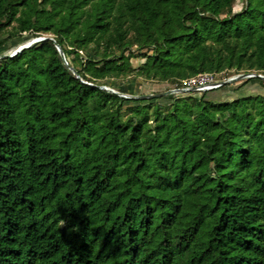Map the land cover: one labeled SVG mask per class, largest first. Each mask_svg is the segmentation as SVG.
Here are the masks:
<instances>
[{"label": "trees", "instance_id": "trees-1", "mask_svg": "<svg viewBox=\"0 0 264 264\" xmlns=\"http://www.w3.org/2000/svg\"><path fill=\"white\" fill-rule=\"evenodd\" d=\"M235 1L0 0V48L50 35L79 75L50 40L0 59V264H264V92L97 88L264 76Z\"/></svg>", "mask_w": 264, "mask_h": 264}, {"label": "rangeland", "instance_id": "rangeland-1", "mask_svg": "<svg viewBox=\"0 0 264 264\" xmlns=\"http://www.w3.org/2000/svg\"><path fill=\"white\" fill-rule=\"evenodd\" d=\"M243 0H236L234 3V11H238L243 7ZM29 39L27 36L15 39L4 45L0 48V51H3L5 54L12 53L18 46L24 44ZM136 65L138 62L133 61ZM222 80V79H221ZM244 81V79H243ZM242 82H235L232 84L225 85L223 88L216 89L214 91H210L208 94V98L211 99H220V100H228L231 97H241L245 95H255L258 93H263L264 89L260 88L258 82L252 81L250 84L241 85ZM118 87L121 91H117L125 96H140V95H151L161 93L163 90L162 86L159 85H149L148 83L137 81L135 79H127L123 82L111 83ZM116 91V90H115ZM196 93V92H195ZM195 95H199L196 93ZM171 99L168 96L158 97V102L162 105L170 103Z\"/></svg>", "mask_w": 264, "mask_h": 264}, {"label": "water", "instance_id": "water-1", "mask_svg": "<svg viewBox=\"0 0 264 264\" xmlns=\"http://www.w3.org/2000/svg\"><path fill=\"white\" fill-rule=\"evenodd\" d=\"M45 40H50L52 41L55 49L57 50L59 57L61 59V61L63 62V64L69 69V71H71V73L75 76V78L79 79V75L76 71L75 68L71 67L68 65V63L65 60L63 51L61 50V47L53 40V38L50 35H44L41 37H37V38H32L29 39L27 42H25L24 44L18 46L12 53L10 54H5L0 56V59H4V58H12L14 56H16L17 54H20L23 50L31 48L33 46H35L36 44H38L39 42L45 41ZM247 78H255V79H261L264 80V77H259L257 74L255 73H250V74H238L232 77H229L225 80H222L220 82L221 86H225L228 84H232L235 82H241L243 79H247ZM85 83V82H83ZM98 89L104 90L110 94L119 96L121 98L124 99H137V100H145V99H153V98H158L161 96H167V95H171V94H176V93H193V92H197L196 88H181V89H172V90H167L158 94H151V95H140V96H125L113 89H111L110 87H106V86H97Z\"/></svg>", "mask_w": 264, "mask_h": 264}, {"label": "built area", "instance_id": "built-area-1", "mask_svg": "<svg viewBox=\"0 0 264 264\" xmlns=\"http://www.w3.org/2000/svg\"><path fill=\"white\" fill-rule=\"evenodd\" d=\"M257 75L259 77H264L261 74H257ZM222 80H225V79H222ZM222 80H217L215 76L212 74L204 73V74H199L196 77L186 81L184 84L186 86L185 88H196L197 92L204 93V92H210V91H214L216 89L221 88L222 86L220 82ZM241 82H243V80Z\"/></svg>", "mask_w": 264, "mask_h": 264}]
</instances>
